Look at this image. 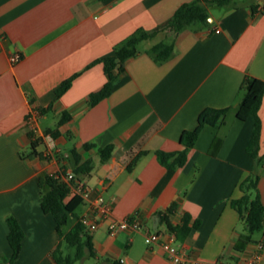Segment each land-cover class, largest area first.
<instances>
[{
    "label": "crops",
    "instance_id": "1",
    "mask_svg": "<svg viewBox=\"0 0 264 264\" xmlns=\"http://www.w3.org/2000/svg\"><path fill=\"white\" fill-rule=\"evenodd\" d=\"M188 1L193 0H0V264H57L53 252L60 242L65 253L75 252L57 230L55 216L42 208L39 177L75 172L86 161L92 169L76 175L91 194L78 215L107 193L112 216L138 218L142 228L111 235L106 220L95 230L85 226L95 255L85 247L74 264H174L162 245L148 244L145 235L170 232L168 223L181 224L185 215L190 225L200 224L178 240L206 263L236 264L264 237L263 230L249 234L232 203L243 195L241 182L255 171L264 203V96L259 159L247 149L256 116L243 120L236 114L246 76L264 79V0L214 4L209 26L166 30ZM139 27L157 32L126 60L110 95L90 104V94L108 80L99 59ZM162 41H174L175 52L157 61L150 49ZM15 52L21 53L19 61L11 59ZM207 106L229 107L224 122L204 126L183 165L162 162L158 151L174 153L168 160L173 162L185 149L182 132L196 127ZM63 113L68 118L59 123ZM43 133L56 137L60 150L54 155L45 153ZM37 139L39 155H32ZM109 144L114 149L104 160L101 149ZM9 216L25 233L12 263ZM72 219L65 232L76 222Z\"/></svg>",
    "mask_w": 264,
    "mask_h": 264
},
{
    "label": "trees",
    "instance_id": "2",
    "mask_svg": "<svg viewBox=\"0 0 264 264\" xmlns=\"http://www.w3.org/2000/svg\"><path fill=\"white\" fill-rule=\"evenodd\" d=\"M214 4L236 6L237 0H193L184 2L176 9L164 28L168 31L178 33L185 28L200 29L209 26L211 24L209 21V8ZM253 8L256 9V6L253 5ZM156 32L157 30L149 31L144 27H139L125 41L115 46L113 54L99 59L105 64L108 80L103 87L90 94V104H95L110 95L118 78V73L124 68L126 60L138 54L140 52V43L154 36ZM174 52V41H162L155 44L150 49V53L157 61L170 58ZM76 76L77 74L64 80L57 89V95L64 93L71 86ZM243 88L245 89V95L237 107L236 114L238 118L243 120L247 119L251 114L256 116L253 134L247 149L252 156L259 159L261 119L258 115V110L264 96V79L247 75L243 82ZM228 110L229 107H205L199 113L196 127L193 129H185L181 134V142L185 145V149L170 163H168V160L174 156V153L158 151L161 161L173 168L183 165L186 162L188 150L195 144L204 126L206 124L220 126L224 122ZM66 118H68V116H66V113H63L59 123L64 122ZM53 133L57 136V129L54 130ZM38 144V139L33 142L32 155H39L36 149ZM88 146L89 145H86V147ZM113 149V144L103 147L101 149L102 158L104 160L110 158ZM134 163L135 160L129 164L128 168L132 169ZM91 169L92 162L86 161L77 165L74 173L89 172ZM63 173L64 172H60L58 177L49 173L40 175L39 184L43 192L41 205L44 211L51 212L55 216L57 230L63 240L70 246L76 248L74 253H65L62 242H60L53 252L56 263L74 264L85 255V247L88 248L91 255H95V253L91 237L82 222V216H79L77 213V208L83 202V198L79 195H74L70 199H67L70 193V185L62 178ZM259 178L260 175L256 171L246 177L241 182L243 195L232 201L233 206L239 211L241 216L245 218L249 234L264 229V203L262 202L258 187ZM73 217L76 219V222L69 231L65 232V226L69 224L70 219ZM8 222L10 226L8 238L13 248V255L9 259V262L12 263L21 251L25 233L16 217L9 216ZM199 224L200 221L197 220L193 225H190L189 215L184 216L181 224L168 223L169 228L176 233L179 240L185 239L189 235L191 229Z\"/></svg>",
    "mask_w": 264,
    "mask_h": 264
},
{
    "label": "built area",
    "instance_id": "3",
    "mask_svg": "<svg viewBox=\"0 0 264 264\" xmlns=\"http://www.w3.org/2000/svg\"><path fill=\"white\" fill-rule=\"evenodd\" d=\"M21 58L20 52L11 55L12 61H19ZM28 122L33 123L34 118L29 116ZM31 128L36 130L34 124ZM42 137L47 146L45 152L47 155H54L60 150L57 139L52 133H43ZM51 174L58 177L60 172ZM62 178L69 183L70 194L79 195L86 199L90 197L91 187L79 179L73 171L63 173ZM104 220L107 221L108 231L111 235H116L121 230L128 228L133 230L142 228V222L138 218H114L107 193H101L95 199H92L89 209L82 215V222L89 230L97 229ZM145 240L148 244H161L167 258L174 264H210L191 257L189 250L179 242L176 233L173 231L166 233L162 231L148 232L145 235ZM251 245L250 254L236 264H260L264 255V237L253 241Z\"/></svg>",
    "mask_w": 264,
    "mask_h": 264
},
{
    "label": "rangeland",
    "instance_id": "4",
    "mask_svg": "<svg viewBox=\"0 0 264 264\" xmlns=\"http://www.w3.org/2000/svg\"><path fill=\"white\" fill-rule=\"evenodd\" d=\"M39 148L42 149V145H40ZM82 209H83V206L81 205L80 208L77 211L80 212ZM72 220L73 219H70L69 224L65 226V230H67L71 226Z\"/></svg>",
    "mask_w": 264,
    "mask_h": 264
}]
</instances>
